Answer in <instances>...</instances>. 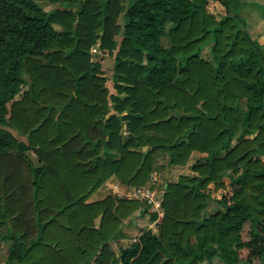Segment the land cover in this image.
Segmentation results:
<instances>
[{"label":"trees","instance_id":"16d2710c","mask_svg":"<svg viewBox=\"0 0 264 264\" xmlns=\"http://www.w3.org/2000/svg\"><path fill=\"white\" fill-rule=\"evenodd\" d=\"M222 3L216 17L209 0H0L5 264L263 263L264 53ZM93 49L113 59L110 87ZM193 154L195 175L164 185L157 232L116 254L151 206L90 199L110 179L152 190ZM224 178L238 189L210 213Z\"/></svg>","mask_w":264,"mask_h":264},{"label":"rangeland","instance_id":"374dc122","mask_svg":"<svg viewBox=\"0 0 264 264\" xmlns=\"http://www.w3.org/2000/svg\"><path fill=\"white\" fill-rule=\"evenodd\" d=\"M228 3V9L232 15H237L241 19L245 21V27L252 39H256L260 45L263 47L264 53V0H226ZM40 8L44 11H49L53 6L46 3H39ZM208 11L215 15L216 17H221L227 14V10L225 5L222 3V0L211 1L209 0V4L207 7ZM121 22V21H119ZM164 45L166 42L164 41ZM212 45V40L207 42L201 47L200 57L208 62L213 63V58L210 53V48ZM92 59L95 62H98L101 65L102 72L107 80V85L110 87L109 83L112 78V67H113V59L103 54L95 49L91 51ZM241 108H243V103L241 104ZM15 136L19 140H23V138ZM28 158L32 161V163L37 166L36 158L33 154L28 153ZM201 157L199 154H193L188 162V164L183 168H172L169 170L167 176L162 174L161 176H156L157 180L154 184L153 191L155 192V199L160 202V197L164 191V185L167 182H176L178 176H194L195 174L191 172V167L197 158ZM224 184L226 185V189L224 191H220L218 193L211 192V201L209 204V212L214 213L217 210L222 211V208L216 204V200H219L222 196L228 199L232 194L233 190L238 189V185L234 184L233 186L229 185V180L227 178L223 179ZM212 191V189H211ZM129 190L122 188L115 180H108L104 186H102L99 191L90 199V200H100L103 199L107 195H116L118 197L127 198ZM128 199V198H127ZM154 215H156V219H154ZM161 210H155L152 207L149 208L148 214L139 217L137 214L134 215L131 223H125L122 227V238L119 239L116 243H112L111 246L116 254H118V247L125 248L129 246L133 241L137 239V236L140 232L145 230H151L153 233L157 232V225L161 219ZM246 230V229H245ZM245 238V237H244ZM10 242L0 241V264H5L7 251ZM240 259L242 261L248 258V251L243 249L239 253ZM13 264H25L21 262L20 256H18ZM211 264H221L218 260H213ZM239 264H243L240 262ZM254 264H259L256 260Z\"/></svg>","mask_w":264,"mask_h":264},{"label":"built area","instance_id":"2783aa9c","mask_svg":"<svg viewBox=\"0 0 264 264\" xmlns=\"http://www.w3.org/2000/svg\"><path fill=\"white\" fill-rule=\"evenodd\" d=\"M155 177V174L151 175L150 181L152 183L155 182ZM128 194V199L145 202L155 210L160 209V202L155 199V192L147 187H140L136 190L129 191Z\"/></svg>","mask_w":264,"mask_h":264},{"label":"water","instance_id":"95a60500","mask_svg":"<svg viewBox=\"0 0 264 264\" xmlns=\"http://www.w3.org/2000/svg\"><path fill=\"white\" fill-rule=\"evenodd\" d=\"M262 264H264V261H263V263Z\"/></svg>","mask_w":264,"mask_h":264}]
</instances>
